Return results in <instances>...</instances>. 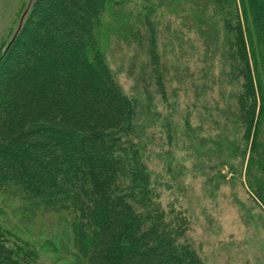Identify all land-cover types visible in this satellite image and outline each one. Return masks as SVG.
Listing matches in <instances>:
<instances>
[{"label": "trees", "instance_id": "1", "mask_svg": "<svg viewBox=\"0 0 264 264\" xmlns=\"http://www.w3.org/2000/svg\"><path fill=\"white\" fill-rule=\"evenodd\" d=\"M136 1L36 0L0 49V216L12 208L17 221H0V264L43 263L31 241L41 221L40 237L44 222L57 229L40 248L65 264H203L189 213L161 205L151 169V94L168 105L169 67L161 0ZM207 1L185 25L215 44L233 87L230 131L214 142L240 159L229 171L245 167L264 209V0ZM115 41L136 46L140 94H126L108 63ZM162 128L171 138L177 126L167 118Z\"/></svg>", "mask_w": 264, "mask_h": 264}, {"label": "rangeland", "instance_id": "2", "mask_svg": "<svg viewBox=\"0 0 264 264\" xmlns=\"http://www.w3.org/2000/svg\"><path fill=\"white\" fill-rule=\"evenodd\" d=\"M27 2L0 0L1 50H6ZM196 3L212 7L207 0H161L159 5L160 50L169 67L168 105L160 104L152 91L157 107L151 122L154 128L148 129L153 138L151 169L160 186L161 205L179 211L185 208L189 213V237L203 264H264V209L247 189L245 167L242 177L238 171H229V164L240 170V159L227 160L228 153H220L214 142L230 131L225 114L233 87L225 81L215 44L206 43L185 25L197 24ZM130 10V6L126 8V12ZM114 44L107 59L116 79L126 94H140L143 68L136 46ZM167 118L177 126L171 138L162 128ZM6 213L0 221L12 218L15 224L12 208ZM41 225L42 221L32 227L31 241L42 254V264H65L49 249L40 248L57 229L44 222L48 235L40 237Z\"/></svg>", "mask_w": 264, "mask_h": 264}, {"label": "water", "instance_id": "3", "mask_svg": "<svg viewBox=\"0 0 264 264\" xmlns=\"http://www.w3.org/2000/svg\"><path fill=\"white\" fill-rule=\"evenodd\" d=\"M35 1L36 0H28L27 5L25 6V8H24V10H23V12H22V14L20 16V19L18 21L16 30H15L12 38L10 39V41H9L7 47H6L5 52L8 51L11 48V46L14 44V42L17 39V37L19 36V34H20V32H21V30L23 28V25H24L28 15H29V13H30ZM0 60H1V58H0Z\"/></svg>", "mask_w": 264, "mask_h": 264}]
</instances>
